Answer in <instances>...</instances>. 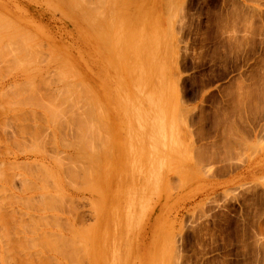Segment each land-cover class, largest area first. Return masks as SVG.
<instances>
[{"label": "rangeland", "instance_id": "374dc122", "mask_svg": "<svg viewBox=\"0 0 264 264\" xmlns=\"http://www.w3.org/2000/svg\"><path fill=\"white\" fill-rule=\"evenodd\" d=\"M88 1L0 0V264H264V0Z\"/></svg>", "mask_w": 264, "mask_h": 264}, {"label": "bare ground", "instance_id": "6f19581e", "mask_svg": "<svg viewBox=\"0 0 264 264\" xmlns=\"http://www.w3.org/2000/svg\"><path fill=\"white\" fill-rule=\"evenodd\" d=\"M79 1H80V0H79ZM84 1L86 2V0H84ZM93 1H94V0H93ZM93 1H91V2L88 1V3H86V4H89V5H86L85 3L82 2L84 6H87V11L89 10V8L92 9V10H89L90 13H91V18H93L92 16L95 15V12H96V11H97L96 13L101 14V13L98 12V10L100 9V8L98 7V6H99V5H98L99 0H95V1H96L95 4H94ZM101 1H102V0H101ZM104 1H105V0H103V2H104ZM109 1H110V0H109ZM112 1H113V0H112ZM77 2H78V1H77ZM92 2H93V3H92ZM103 2H102V3H103ZM96 3H97V4H96ZM106 3H107V2H106ZM112 3H113V2H112ZM90 4H92V7H93V8L90 6ZM93 4H94V5H93ZM103 4H104V3H103ZM109 4H110V2H109ZM76 5H77V7H80V8H81V6H78L77 3H76ZM79 5H82V4L80 3ZM83 5H82V7H83ZM96 5H97V6H96ZM105 5H106V4H105ZM88 6H89V7H88ZM95 6H96V8L98 7L99 9H98V8H97L98 10L95 9ZM112 6H113V5H112ZM107 7H108V6H107ZM83 8H84V7H83ZM78 9H79V8H78ZM94 9H95V11H94ZM108 9H109V8H108ZM85 10H86V8H85ZM103 10H104V9H103ZM87 11H86V13L90 14L89 11H88V12H87ZM111 11H112V10H111ZM111 11H110V12H111ZM82 12H83V11H82ZM82 12H81V13H82ZM100 12H101V11H100ZM112 12H113V11H112ZM84 13H85V12H84ZM107 14H108V13H107ZM109 15H110V14H109ZM89 16H90V15H89ZM87 17H88V16H87ZM104 17H105V16H104ZM95 19H96V18H95ZM107 19H108V18H107ZM109 19H111V18L109 17ZM83 20H84V18H83ZM90 20H91V19H90ZM97 20H98V19H97ZM108 21H109V20H108ZM96 22H97V21H96ZM102 23H103V22H102ZM95 24H96V23H95ZM92 25H93V24H92ZM15 29H16V28H15ZM102 30H103V29H102ZM97 31H98V30H97ZM103 31H104V30H103ZM30 33H31V32H30ZM104 33H105V32H104ZM18 34H19V33H18ZM25 34H26V33H25ZM99 34H100V32H99ZM99 34H98V35H99ZM19 35H20V34H19ZM28 35H29V33H28ZM96 35H97V34H96ZM103 36H105V35H103ZM100 38H101V37H100ZM7 40H9V39H7ZM7 40H6V42H7ZM10 40H11V39H10ZM9 42H10V41H9ZM7 44H9V43H7ZM10 44H11V43H10ZM10 49L12 50V48H9V50H10ZM1 50H2V49H1ZM14 50H15V49H14ZM2 51H3V50H2ZM2 51H1V52H2ZM4 51H5V50H4ZM6 51H8V50H6ZM32 51H33V49H32ZM12 52H13V51H12ZM12 52L9 51V53H12ZM2 53H4V52H2ZM7 54H8V53H7ZM2 55H3V54H1V56H2ZM5 55H6V52H5ZM9 55H10V54H9ZM25 55H27V54H25ZM1 56H0V57H1ZM4 57H5V56H4ZM24 57H25V56H24ZM37 57L40 58V56H37ZM36 59H37V58H36ZM2 60H3V59H2ZM2 60H1V61H2ZM10 60H11V59H10ZM25 60H26V59H25ZM27 60H28V59H27ZM41 60H42V58H41ZM35 61H36V60H35ZM39 61H40V59H39ZM39 61H38V62H39ZM7 62H8V61H7ZM9 62H10V61H9ZM14 62H15V61H14ZM26 62H27V61H26ZM26 62H25L24 64H26V65L30 64L29 61H28L27 63H26ZM38 62H37V63H38ZM4 63H5V61H4ZM20 63H21V62H20ZM20 63H19V64H20ZM6 64H7V63H6ZM6 64H5V65H6ZM24 64H23V65H24ZM34 64H35V63H34ZM41 64H42V63H41ZM9 65H10V64H9ZM21 65H22V64H21ZM12 66H13V64H12ZM1 67H2V66H1ZM5 67H8V66L6 65ZM18 67H19V66H18ZM37 68H38V67H37ZM12 69H15V68H12ZM7 70H10V68H8ZM19 86H20V85H19ZM17 88H18V87H17ZM17 88H16V89H17ZM61 88H62V87H61ZM73 89H74V88H73ZM86 89H87V88H86ZM46 90H47V89H46ZM62 90H63V89H62ZM62 90H61V93H62ZM64 90H65V89H64ZM69 90H70V89H69ZM69 90H68V91H69ZM75 90H76V89H75ZM79 90H80V89H79ZM72 91H73V90H72ZM76 91H77V90H76ZM74 92H75V91H74ZM74 92H73V94H74ZM66 93H67V91H66ZM66 93H65V94H66ZM47 94H48V93H47ZM56 94H57V93H56ZM69 94H70V92H69ZM81 94H82V93H81ZM57 95L60 96L61 94H60V95L57 94ZM62 95H63V94H62ZM38 96H39V94H38ZM45 96H46V95H45ZM74 96H75V95H74ZM80 96H81V95H80ZM85 96H87V95H85ZM17 97H18V96H16V98H17ZM36 97H37V96H36ZM60 97H61V96H60ZM66 97H68L67 94H66ZM66 97L64 98L65 100L67 99ZM70 97H71V96H70ZM47 98H49V97H47ZM51 98H52V97H51ZM55 98H56V97L54 96V100H55ZM62 98H63V97H62ZM73 98H75V97H73ZM73 98H70V99H73ZM79 98H81V97H79ZM82 98H83V97H82ZM37 99H39V97H38ZM49 99H50V98H49ZM52 99H53V98H52ZM64 99H63V100H64ZM68 99H69V98H68ZM77 99H78V94H77ZM85 99H86V98H85ZM15 100H16V99H15ZM45 100H46V99H45ZM54 100H53V101H54ZM59 100H60V99H59ZM63 100H62V103L65 102V100H64V101H63ZM88 100H89V97H88ZM95 100H96V99H95ZM17 101H18V100H17ZM56 101H57V100H56ZM74 101H75V100H73V102H74ZM78 101H79V100H78ZM81 101H82V100H81ZM93 101H94V100H93ZM20 102H21V101H20ZM24 102H25V100H24ZM26 102H27V101H26ZM26 102H25V103H26ZM44 102H46V101L43 100V103H44ZM54 102H55V101H54ZM54 102H53V103H54ZM58 102H59V101H58ZM66 102H67V101H66ZM68 102H71V103H72L71 100H68ZM21 103H23V102H21ZM25 103H24V104H25ZM37 103H38V102H37ZM50 103L52 104V100L50 101ZM50 103H49V104H50ZM62 103H61V104H62ZM71 103H70V104H71ZM78 103H79V102H78ZM84 103H85V101H84ZM84 103H83V104H84ZM86 103H87V99H86ZM44 104H45V103H44ZM56 104H57V103H56ZM58 104H60V103H58ZM83 104H82V105H83ZM14 105H15V104H14ZM71 105H73V104H71ZM75 105H78V104L75 103ZM75 105H73V106H75ZM79 105H80V104H79ZM87 105H88V104H87ZM16 106H17V105H16ZM45 106H46V105H45ZM50 106H51V105H50ZM55 106H56V105H55ZM89 106H90V105H89ZM17 107H18V106H17ZM61 107H62V106H61ZM76 107H77V106H76ZM79 107H80V106H79ZM83 107H84V106H83ZM86 107H87V108H86ZM86 107H85L86 110L88 109V111H89V108H90V107H89V108H88V106H86ZM13 108H15V107H13ZM49 108H51V107H49ZM66 108H68V107L66 106ZM69 108H70V107H69ZM69 108H68V110H71V109H69ZM85 108H84V109H85ZM46 109H47V108H46ZM51 109H52V108H51ZM53 109H54V108H53ZM62 109H64V108H62ZM73 109H74V108H73ZM76 109H77V108H75V110H76ZM78 109H79V108H78ZM84 109H83V110H84ZM90 109H91V108H90ZM18 110H19V109H18ZM53 111L56 112L57 110H53ZM53 111L51 110V112H53ZM65 111H67V110L65 109ZM65 111H63V112L66 114ZM55 112H54V114H55V115H54V118H55L56 115L59 116V113H55ZM73 112H74V111H73ZM19 113H20V112H19ZM60 113H61V112H60ZM85 113H86V112H85ZM88 113H89V112H87L86 114H88ZM90 113H91V112H90ZM68 114L70 115V113H68ZM68 114H66V115H68ZM79 114H80V113H79ZM81 114L83 115V113H81ZM16 115H17V114H16ZM60 115H61V114H60ZM72 115H73V114H72ZM58 116H56V117H58ZM85 116H87V118H89V114L83 116V119H81V120H83V122H85V121L87 122V118H86ZM61 117H63V116H61ZM61 117H60V118H61ZM70 117H71V116H70ZM60 118H59V121H60ZM85 118H86V120L84 121ZM90 118H91V117H90ZM78 119H79V118H78ZM73 120H74V119H73ZM55 121H56V120H55ZM65 122H66V121H65ZM66 123H67V122H66ZM72 123H73V122H72ZM72 123H71V124H72ZM67 124H70V123H67ZM71 124H70V125H71ZM79 124H80V123H79ZM85 125H86V124H85ZM80 127H81V125H80ZM83 127H84V126H83ZM85 128H86V127H85ZM78 129H79V127H78ZM86 130H87V129H86ZM80 131H81V130H80ZM82 131H83V130H82ZM82 133H83V132H82ZM86 133H88V132L86 131ZM77 135L79 136V134H77ZM83 135H84V133L82 134V137H83ZM86 135H87V134H86ZM86 135L84 136V138L86 137ZM88 136H89V135H88ZM88 136H87L86 139H88ZM82 137H81V138H82ZM91 137H92V136H91ZM78 138H79V137H78ZM79 140H80V139H79ZM79 140H78V141H79ZM82 140H84V139H81V142H80V143H82ZM61 141H62V140H61ZM87 141H88V140H87ZM91 142H92V141H91ZM84 143H85V140H84ZM86 143H87V142H86ZM70 145H71V144H70ZM72 145H73V144H72ZM81 146H83V145H81ZM85 146L87 147V145H85ZM85 146H84V147H85ZM86 147H85V148H86ZM87 148H89V147H87ZM87 148H86V150H87ZM67 151H68V150H67ZM82 151H83V150H82ZM82 151H80V153L77 152V153H76V154H78L77 156H76V154H74V156H76V157H74V156L72 155V156L74 157V158L72 159V163L75 162L76 164H77V163L80 164L81 161H82V163H84L83 161L89 159V158H87V159L85 158V155H86V154L82 153ZM83 152H85V151H83ZM59 154H61V153H59ZM67 155H68V154H67ZM72 156H71V157H72ZM67 157H68V156H67ZM71 157H70V158H71ZM87 157H89V156H87ZM56 158H57V157H56ZM65 158H66V157H65ZM67 159H68V158H67ZM55 160H58V161H59V159H55ZM70 160H71V159H70ZM63 162H64V160H63ZM65 162H66V160H65ZM86 162H87V161H86ZM61 163H62V162H61ZM66 163H67V165H68V160H67ZM69 163H70V161H69ZM82 163H81V165H79V164H78V165H79V168H80V166H81V168H82L83 171H84V165L82 166ZM56 164H57V163H56ZM70 164H71V163H70ZM85 164H86V163H85ZM88 165H89V164H88ZM51 166H52V165H51ZM60 166H62V165H60ZM60 166H58V167H60ZM64 166H66V165L64 164ZM43 167H44V166H43ZM72 167H73V166H72ZM89 168H90V167H89ZM89 168H88V169H89ZM58 169H59V168H58ZM62 169H63V168H62ZM82 169H81V173L83 172ZM88 169H87V170H88ZM1 170H2V169H1ZM44 170H45V169H44ZM44 170H43V172H44ZM55 170H56V169H55ZM72 170L76 171V170H78V169H77V167H76V170H75V167H74V169H72ZM72 170H70V168L68 167L67 171H69V172H68V174H67V172H66L65 174H67V175L70 176V172H71ZM62 171H63V170H62ZM74 171H73V173H74ZM85 171H86V170H85ZM85 171H84V174H85ZM88 171H89V170H88ZM79 172H80V169H79L78 173H79ZM0 173H1V172H0ZM48 173H49V172H48ZM62 173H63V172H62ZM81 173H80V174H77V172H76V175H77V176H78V175L82 176L83 173H82V174H81ZM2 174H3V172H2ZM40 174H41V172H40ZM43 174H44V173H43ZM51 174H52V173H51ZM57 174H58V173H57ZM44 175H45V174H44ZM62 175H63V174H62ZM67 175H66V176H67ZM72 175H73V174H72ZM72 175H71V176H72ZM74 175H75V174H74ZM76 175L74 176L75 178H74L73 176H72V177L70 176L69 181L71 182V178H73V180H76V179L78 180V177H79V176L76 177ZM85 175H87V174H85ZM85 175H84V177H85ZM88 175H89V174H88ZM35 176H36V175H35ZM40 176H42V175H40ZM62 177H63V176H62ZM67 177H68V176H67ZM89 177H90V176H87V179H89ZM36 178H37V176H36ZM51 178H52V177H51ZM68 178H69V177H68ZM85 178H86V177H85ZM85 178H84V179H85ZM24 179H25V178H24ZM48 179H50V177H48ZM52 179H53V178H52ZM52 179H51V181H52ZM54 179H55V178H54ZM79 179H80V178H79ZM81 179H82V178H81ZM45 180H46V179H45ZM65 180H66V178H65ZM73 180H72V182H73V184H75V186H76V187H74V188H77V184H78V183L76 182L77 180H76V181H73ZM24 181H25V180H24ZM29 181H30V180H29ZM51 181H50V182H51ZM67 181H68V180H67ZM88 181H89V180H88ZM27 182H28V181H27ZM74 182H76L77 184L74 183ZM79 182H80V181H79ZM82 182H84V181L82 180ZM80 183H81V182H80ZM35 184H36V183H35ZM54 184H55V183H54ZM54 184H53V185H54ZM66 184H67V183H66ZM68 184H69V183H68ZM82 184H83V183H82ZM82 184H81V185H82ZM85 184H86V183H85ZM51 185H52V184H51ZM70 185H71V184H70ZM78 185H79V184H78ZM57 186H59V185H57ZM83 186H84V184L82 185V187H83ZM86 186H87V185H86ZM68 187H70V186H68ZM84 187H85V186H84ZM53 188H54V187H53ZM53 188H52V189H53ZM87 188H88V187H87ZM56 189L58 190L59 188H54L53 190H56ZM88 189H89V188H88ZM45 190H46V189H45ZM4 191H5V190H4ZM60 191H61V190H60ZM60 191L58 192L59 194H60ZM0 192H1V191H0ZM62 192H63V191H62ZM64 192H65V191H64ZM72 192H73V191H72ZM1 193H2V192H1ZM1 193H0V195H1ZM55 193H56V192H55ZM65 193H66V192H65ZM42 194H43V193H42ZM44 194H45V193H44ZM46 194H47V193H46ZM49 194H50V193H49ZM56 194H57V193H56ZM61 194H62V193H61ZM47 195H48V194H47ZM47 195H46V196H47ZM53 195L57 198V195H55V194H53ZM62 195H64V194H62ZM37 196H38V195H37ZM46 196H45V197H46ZM59 196H61V195H58V198H59ZM0 197H1V196H0ZM52 197H53V196H52ZM52 197L50 196V199H51V200H52ZM70 197H71V196H70ZM43 198H44V197H43ZM58 198H57V199L53 198V199H55V200L50 201V203L52 204V203H54L55 201L58 202L57 200L60 201V199H58ZM60 198H61V197H60ZM72 198H74V197H72ZM50 199H49V200H50ZM62 199H63V197H62ZM0 200H1V199H0ZM24 200H25V199H24ZM44 200H46V199H43V201H44ZM26 201H27V200H26ZM39 201H40V200H39ZM53 201H54V202H53ZM61 201H62V200H61ZM1 202H2V200H1ZM27 202H28V201H27ZM45 202H46V201H45ZM47 202H48V201H47ZM29 203H30V202H29ZM48 203H49V202H48ZM62 203H63V202H62ZM30 204H31V203H30ZM45 204H46V203H45ZM25 205H27V204H25ZM31 205H32V204H31ZM33 205H34V204H33ZM57 205H58V204H57ZM29 206H30V205H29ZM43 206H44V205H43ZM50 206H52V205H50ZM59 206H60V205H59ZM62 206H63V205H62ZM6 207H7V206H6ZM30 207H31V206H30ZM40 207H41V206H40ZM47 207H48V205H47ZM47 207H45V208H47ZM52 207H53V206H52ZM68 208H69V207H68ZM70 208H71V207H70ZM27 209H28V208H27ZM42 209H43V208H42ZM56 209H57V208H56ZM31 210H33V209H31ZM61 211H62V210H61ZM41 212H42V211H41ZM0 215H1V214H0ZM30 215H31V214H30ZM30 215H29V216H30ZM1 216H2V215H1ZM1 216H0V217H1ZM7 216H9V214H8ZM11 216H12V215H11ZM32 216H33V215H32ZM44 216H45V215H44ZM74 216H75V215H74ZM30 217H31V216H30ZM37 217H38V216H37ZM37 217H36V219H37ZM1 218H2V217H1ZM31 218H33V217H31ZM39 218H40V217H39ZM44 218H45V217H44ZM2 219H3V218H2ZM2 219H1V220H2ZM52 219H53V218H52ZM3 220H4V219H3ZM7 220H9V219H7ZM17 220H19V219H17ZM30 220H31V219H30ZM34 220H35V218H34ZM40 220H41V219H40ZM46 220H48V219H46ZM46 220H45V221H46ZM7 222H8V221H7ZM16 222H17V221H16ZM18 222H19V221H18ZM22 222H23V221H22ZM39 222H40V221H39ZM1 223H2V221H1ZM10 223H11V222H10ZM41 223H42V222H41ZM52 223H53V222H52ZM4 224H5V223H4ZM11 224H12V223H11ZM19 224H20V222H19ZM29 224H30V223H29ZM32 224H33V223H32ZM36 224H37V223H36ZM36 224H35V225H36ZM54 224H55V223H54ZM21 225L24 226L23 223H22ZM25 225H26V224H25ZM45 225H46V224H45ZM12 226H13V225H12ZM12 226H11V227H12ZM14 226H15V225H14ZM31 226H32V225H31ZM20 227H22V226H20ZM29 227H30V226H29ZM13 228H15V227H13ZM30 228H31V227H30ZM35 228H36V226H35ZM35 228H34V229H35ZM57 234H58V233H57ZM56 236H57V235H56ZM58 236H59V235H58ZM58 236H57V237H58ZM62 237H63V236H62ZM58 238H59V237H58ZM47 239H48V238H47ZM48 240H49V239H48ZM41 241H42V240H41ZM50 242H51V241H50ZM61 242H62V241H61ZM165 242H166V241H165ZM166 243H167V242H166ZM169 243H170V242H169ZM57 244H58V243H57ZM57 244H56V245H57ZM48 245H49V244H48ZM44 246H45V245H44ZM165 247H166V246H165ZM167 247H168V246H167ZM166 249H167V248H166ZM170 249H171V251H172V247H171V245H170ZM54 252H55V251H54ZM62 252H63V251H62ZM67 252H68V251H67ZM167 252H168V250H167ZM34 253H35V255H37L38 252H37V253L34 252ZM58 253H59V252H58ZM173 254H174V252H173ZM171 255H172V253H171ZM1 256H2V255H1ZM168 256H169V255H168ZM35 257H37V256H35ZM166 258H167V255H166ZM172 258H173V257H172ZM37 259H38V258H37ZM33 260H34V259H33ZM39 260H40V259H39ZM170 260H171V259H170ZM165 261H166V259H165ZM171 261H172V260H171ZM40 263H41V262H40Z\"/></svg>", "mask_w": 264, "mask_h": 264}]
</instances>
